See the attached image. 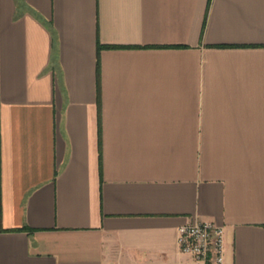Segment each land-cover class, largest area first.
Masks as SVG:
<instances>
[{
  "label": "crops",
  "instance_id": "obj_1",
  "mask_svg": "<svg viewBox=\"0 0 264 264\" xmlns=\"http://www.w3.org/2000/svg\"><path fill=\"white\" fill-rule=\"evenodd\" d=\"M197 219L264 264V0H0V264H190Z\"/></svg>",
  "mask_w": 264,
  "mask_h": 264
},
{
  "label": "built area",
  "instance_id": "obj_2",
  "mask_svg": "<svg viewBox=\"0 0 264 264\" xmlns=\"http://www.w3.org/2000/svg\"><path fill=\"white\" fill-rule=\"evenodd\" d=\"M177 246L190 264H223L224 229L208 220H194L177 229Z\"/></svg>",
  "mask_w": 264,
  "mask_h": 264
},
{
  "label": "trees",
  "instance_id": "obj_3",
  "mask_svg": "<svg viewBox=\"0 0 264 264\" xmlns=\"http://www.w3.org/2000/svg\"><path fill=\"white\" fill-rule=\"evenodd\" d=\"M103 46H101V45H98V52H99V50L102 48Z\"/></svg>",
  "mask_w": 264,
  "mask_h": 264
}]
</instances>
